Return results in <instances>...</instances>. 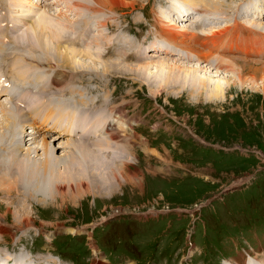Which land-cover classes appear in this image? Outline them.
Listing matches in <instances>:
<instances>
[{
  "label": "rangeland",
  "instance_id": "374dc122",
  "mask_svg": "<svg viewBox=\"0 0 264 264\" xmlns=\"http://www.w3.org/2000/svg\"><path fill=\"white\" fill-rule=\"evenodd\" d=\"M3 1L0 2V6L4 4L3 6L7 5L9 9L11 5L12 11L9 10L7 13L12 12L13 17L18 18L14 21L15 33H20L16 39L23 36L24 43L27 40L24 38L27 25L25 27L23 25V18L26 15V18L33 17L32 22L36 24L44 9L46 12L43 15L49 16L54 22L59 12L62 14L66 12L65 6H62L63 1ZM86 2L89 5H95L94 0H86ZM178 2L184 5L182 0ZM224 2H231L232 6L229 9L224 6L229 13H222L223 8H209V12L216 11L214 15L216 18H210L207 22L201 19L203 15L208 17V13L202 11L203 9L197 11L191 5L187 11L188 14L196 11L193 15L197 16L196 20L181 21L180 17L175 16L176 14L173 16L169 10L170 20H180V23L177 22L179 23L177 28L185 29L189 34H187L189 38L183 41L186 43L179 44L181 45L179 48H182L181 52H184L187 58L186 60L181 59L182 63L177 61L180 57L178 55L180 51L177 49V54L172 53L171 56L152 50L154 47L160 48L157 46V41L161 42L164 47L165 38L158 33L163 23L160 24L158 20L161 9L168 6L166 0H138L135 10L128 8L108 11L106 9L102 12L104 16L111 17L117 24H123L129 31L132 30L135 35H131L130 32L129 34L137 41H144L148 36V40L144 41L143 50L145 52L150 50L154 53L153 56L148 57L150 63L168 58L167 61L171 60L172 63H180L189 67L202 66V68H207V72L200 70L201 74L213 78V81L224 79L222 81L226 91L221 96L214 97L209 93L211 88L203 86L202 92L198 95L197 91L192 92V88L188 85L189 82H184L181 86L175 82L165 84L163 80L150 86L130 72H109L107 75L103 73V68L106 66L105 61L113 60L112 57L97 59L78 55L73 63L77 66L76 68L94 66V69L101 68V73L85 74V79H80L76 74L74 77L76 83L72 84L84 92L82 97L74 98L73 93H69L60 98L56 97L54 100L71 101L68 106H74L75 103L79 109L85 106L87 108L88 104L84 102V99L85 101L95 99L97 102L99 96L102 95L111 100V106L121 103L120 107L125 110L128 117L134 120L126 136H121L118 141L119 147L116 145V150L121 155H118L120 161L117 162L118 160L113 159L112 156H107L102 150L103 153L99 158L102 157L104 161L108 158L110 163L116 164V168L113 171L114 167H105L102 172L105 176L96 177L95 181L99 180L97 182L89 181L91 185L88 192L82 188L79 191H69L68 197L64 199L63 196L56 198L54 193L51 195V192H46L48 194L41 196L40 201L36 198L30 199L31 202L25 200L26 209L21 207L23 201L19 206L11 201L14 198H4L0 192V214L6 218V224H14V221H17L16 217L28 216L27 218L36 221L29 228L23 229L24 227L21 226L22 229H19L15 235L0 237V245L3 249L6 250L8 247L10 251L16 245V250L25 251L28 258L25 262L29 263L35 262L34 260L40 262L35 256L42 253L49 254L55 259L57 258L54 255L59 254L63 264L65 262L96 264L97 257L101 261L105 260L104 264H127V262L128 264H210L211 262L214 264L213 261L230 253L227 249L229 243L226 245L227 236H222L225 232L222 229H233L235 223L237 222L238 225L241 220L242 228L246 230L248 227L255 228L253 234L257 236V231L260 235L264 234V82L260 79L262 75L264 76V33L251 26L253 20L261 24L264 21V0H234V2L224 0ZM235 3L239 4L238 9L233 6ZM70 12L67 10L68 15L62 20L66 21L65 26L69 25L71 30L77 32L74 24L79 16ZM6 17L8 18L9 15ZM30 24H28L29 27ZM227 26H231L229 29L231 34H227L230 33L228 30L218 38L217 42L208 40L211 45L208 42L207 46L203 45L206 37L213 34L214 28L211 27L224 29ZM108 32L110 35L114 34L110 30ZM193 34L196 35L195 39H193ZM13 36V33L8 34V37L13 38ZM13 39L2 37L5 45L0 56V68L2 66L8 71L22 72L21 67H23L25 72H31L34 75L36 72L44 74V78L51 84L56 74L54 68H58L60 72L65 70L60 58L51 63L47 61L46 54H38V60L21 58V55H29L26 50L28 46L19 44L17 47L18 43L12 41ZM62 43L79 48L84 46V43L79 44L72 40L62 41ZM188 43L191 49L194 45V48L199 47L202 50L205 49V52L210 51L213 57L208 62L202 61L197 57V53L193 54L190 51ZM172 45L177 47L178 43H172ZM258 48L259 51H257ZM50 52L53 54L51 50ZM219 54L225 55L223 67L218 66L221 61ZM14 62L17 65L14 66ZM233 63L238 70L234 68ZM229 64L232 67L227 69L226 66ZM29 65L33 66L31 71L28 70ZM71 70L74 69L65 70L69 77L73 74ZM149 71L155 70L151 68ZM200 71H198L199 74ZM237 71H243L241 76L247 79V82L243 84L237 80ZM2 74V77H6V71H2ZM101 78L106 80L103 86L97 84L98 81H102ZM15 79L17 83L24 84L23 86H33L32 88L36 87L38 90L43 87L39 82L30 81L28 84L25 80ZM161 83L163 87L160 88ZM61 86V84L58 85V87ZM49 89L50 93L43 94V96L47 97L55 92L54 88ZM156 89L160 91L159 94ZM77 95L79 96L80 93ZM5 97L7 98V96L2 97L1 102L6 100V103H13L12 99H5ZM18 105L20 111H25L23 105ZM100 106L98 105L97 108L92 106V109L95 108L92 114L100 113L96 119H93L92 114L89 117L92 109L85 113V116L91 118L90 120L96 126L98 125L99 129L100 127L106 128L107 121H111L113 117L108 111H111V108L105 110ZM136 119L138 122L135 121ZM2 121L3 115L0 116V122ZM26 122L28 121L22 123L19 120L18 134L15 136L16 145L25 148L29 145L39 147L38 153L42 154L44 151L41 149L43 133L36 136L33 144L30 139L24 142V138L30 136H26L24 131H21L23 126L25 131L29 130L25 126L30 124ZM85 127L92 128L90 125ZM53 139L50 138V148H52L50 150L55 155L69 154L70 147H58L61 144L65 145L63 143L67 144L68 135H63L56 141ZM38 160L37 157L36 161ZM120 168L124 169L123 176ZM148 210L151 212H147ZM113 216L115 218L109 224L97 225L100 221L108 220V217ZM95 225H97L94 228L95 231H92V226ZM101 228H103V233H101ZM61 230H74V233H62ZM247 237L251 241L250 245H254L251 236ZM230 238L235 239V237H229L232 249L234 247ZM12 253L15 255L10 259L12 262L22 260L16 257L15 249ZM74 254L78 255L82 261L71 259V255L74 256ZM231 254H233L232 251ZM260 254L257 253L256 256L263 258V254ZM6 256L9 257V254L6 253ZM43 257L51 260L49 257ZM235 260L244 263L239 257ZM249 260L250 258L245 262L249 263ZM224 263H226L225 260ZM215 264H220V262Z\"/></svg>",
  "mask_w": 264,
  "mask_h": 264
},
{
  "label": "bare ground",
  "instance_id": "6f19581e",
  "mask_svg": "<svg viewBox=\"0 0 264 264\" xmlns=\"http://www.w3.org/2000/svg\"><path fill=\"white\" fill-rule=\"evenodd\" d=\"M55 1L57 2L63 1L64 4H62V6L64 5L66 8V12L64 14H62V12H59V14L55 16V22L49 16L43 15V13L46 12L45 9L44 12L41 13L36 24L34 23V21L32 22L33 17L26 18L27 15L25 13H22L23 15L24 14L26 15L25 18H23L24 21L23 25L24 27L27 25L26 26L27 31L24 33V38L27 39L25 43L23 41V36L16 39L17 36L20 35V33L17 34L15 33L16 29L14 28L16 24L14 23V21L17 20L18 18L13 17L14 14L12 15L11 14L12 12H10V14L7 13L9 10L12 11L11 5L9 6V9L7 8V5L3 6L4 4H2L0 6V56L4 51L3 46L5 45V43L2 42V37L5 36L8 39H13V38L16 39V40L13 39L12 41L18 43L16 45L17 47H19V44L23 46L25 44L28 46V49L26 50L28 51L29 55L28 56L21 55V58L23 59L28 58L30 60H38L39 57L38 54L41 53V54H46L47 56L46 59L48 62L53 63L55 62V59L60 58L62 61V65L65 67V70L67 68L74 69L71 70V72L73 73L72 77H69L68 74L65 73L66 72L65 70L60 72L58 68H54L56 74L52 79L53 84H51L48 83L47 80L44 78V74L36 72V74L34 75L31 74V72H25L23 70V67H21L22 72H17L13 70L8 71L7 69H5V67L2 66L0 68V77L2 75V71H6L8 77L5 85L3 84L0 85V114L1 116L3 115V121L0 122V189H2L0 190V192L3 194L4 198L7 199L14 198L11 201L19 206L23 201V205L21 204L22 205L21 207L25 209L27 207L26 205L27 202L25 200L30 201V199L36 198L37 201L38 200L40 201L41 196L48 194L46 192L49 193L51 192V195L54 193L56 198L63 196V199L66 196L68 197L69 191L70 192L79 191L82 188L84 189V191L88 192L90 190V185H91V184L89 185V181L97 182L99 180L95 181L96 177L102 178L103 176H105L102 173L105 167H112V168L114 167L113 171L116 168L115 167L116 164H114L113 162L110 163V160L108 158L106 159V161H104L102 157L99 158L103 153L102 150L105 151V154L107 156L109 157L112 156L113 159L115 158L116 160H118L117 162H119L120 157L118 155H120V152L116 150V145L120 140L121 136L125 135L127 130H129L132 127L133 124L132 121L134 119L132 120L131 117L127 116L126 112H124L125 110H123L122 107H120L121 103L119 105L111 106L112 104L111 100L106 99L104 95L99 96V100L97 102H95V99L86 100V101L84 99V102H86L88 106L87 108L85 106L82 109L77 108L75 103L74 106H68L69 105L68 103L71 101L64 102L65 100L64 101L54 100L56 97L60 98L61 96L68 95L69 93L70 94L73 93L72 96L74 98L82 97V93L84 92L75 88L74 85L72 84V83H76V81L74 80L76 74L80 79H85L84 76L85 74L93 75V73H97V74L101 73L100 72L101 68L94 69L93 68L94 66L93 67L87 66L86 68H83L85 66H80L81 69L76 68L77 66L73 63L78 55H83L91 58L96 57L97 59L112 57L114 58L113 60L105 61L106 66H104L103 68V73L107 75L109 72H113V73L130 72L135 74L134 76L138 77L140 80L144 81L145 83L147 82L148 83L147 85L150 86L154 85V83L156 84V82H160L161 80H163L164 81L163 83L165 84H168L170 82H175L181 86H183L182 83L189 82L188 85L192 88V92L197 91L198 95L199 93L202 92L201 89L203 86L210 87L211 89L209 90V93L211 96L214 97H219L222 94H224L226 91L225 84L222 81L223 78L213 81V78L201 74L200 70L204 71V73L207 72V68H202V66L189 67L188 65H184L180 63H175V62L172 63L170 62L171 60L167 61L168 58H164V59L160 58L161 60L159 61L156 59L157 60L156 62L150 63L148 57L149 55L153 56L154 53H151L150 50L149 52L148 51L145 52L143 50L144 41L148 40V36H146L144 41L140 40L139 42L136 39L132 38L131 35L129 34V32L132 33V30L129 31L127 28L124 27L123 24H117L112 20L111 17L104 16V13H102L105 12L106 9L108 11H116V10L118 11L119 9H128V8H132L133 10H135L138 4V0H94L95 5L92 4L89 5L86 2V0H55ZM166 1L168 3V6L163 7V9H161L160 17L158 20L160 24L163 23V25H160L161 30L158 33L165 38L164 41L165 44L163 43L164 45L163 47L161 42L157 41L156 42L157 46L160 48L154 47L152 50H154L155 52L166 54V56L167 55L171 56L172 53L177 54L176 52L177 49L180 51V54H178L180 57L177 60L179 62L183 61L184 59L185 60L187 59L185 57L186 55H184L185 53L181 52L182 48H179V46H181L179 44L183 45V43H186L183 41L189 37L187 36L188 32H186L185 29L179 30L177 28L178 27L177 25H179V23L184 20H189V19L196 20L197 17V16H193L196 11L195 12L192 11L191 13L188 14L187 9L190 7L189 5H191L193 9L197 11L203 9L202 11H206V13H208V17L205 15H203V17L200 16L202 17L201 20L204 22H207L210 18H216L214 17L216 11L209 12L208 11L209 8L224 9L225 6L229 9V7L232 6L230 4L231 2L226 3L224 2V0L223 1L222 0H182L185 6L181 5L178 2L179 0H166ZM0 2H4V1L2 0ZM55 4L58 5V3ZM233 6L238 9L239 4L235 3V5ZM227 8L224 9L225 12H223L224 11L223 9H222L223 11L221 12L228 14L229 12L227 11L229 10ZM26 9H28V7ZM67 10L69 12L71 11L70 12L71 14H75L79 16L74 24L77 32L71 30L70 29L71 27H69V25L65 26L66 21L63 22L64 20H62L65 19L64 17H67L68 15ZM169 10L173 14V16L174 14H176L175 16L180 17L181 21L170 20L171 13L169 12ZM185 14H187V16H185ZM219 14L221 15V13ZM6 15H9V17L7 18ZM120 19L123 20L122 18ZM170 21H174V22L171 23ZM175 22L176 23L179 22V23L176 24ZM20 23L21 22H19V24ZM29 23H31L30 27L28 26ZM234 23H236V21ZM251 24L253 28H255L256 30L259 29V32L261 31L262 33H264V21L261 24L253 20L251 21ZM230 27L227 26L224 29L211 27L212 29L214 28L213 34L206 37L205 39L206 41L205 43H203V45L207 46L208 40H211V42L212 41L217 42L218 38L221 37L226 31L228 32ZM108 29L114 32V34L110 35ZM229 31L230 33L226 32L228 35L231 34V30ZM9 33H13L14 35L13 38L8 37ZM195 36L196 35L193 34V39H195L194 38ZM17 40H19L20 42ZM70 40L79 44H81L80 42H82L84 43V46L79 48V47L71 46L69 44L62 43V41L68 42ZM76 40H79L80 42H77ZM201 41L203 42V40ZM195 42L198 43V41L196 40ZM172 43H176V44L178 43V46L176 47L175 45H172ZM187 46H189V49L190 51L193 52V54L197 53V57L204 62H208L210 58L213 57V55L209 53L210 51L205 52L204 51L205 49L202 50L199 47L194 48L193 47L194 45H192V49H191V45H189V43L187 44ZM150 48L151 47H149V49ZM50 50L53 52V54H51ZM259 50L260 49L258 48L257 51ZM31 53H33V55H31ZM146 53H148V55ZM220 54H219V58L221 59V61H220V65L218 66L223 67L224 65L223 58L225 57V55H220ZM257 54L259 53L257 52ZM4 56H10V55H4ZM131 60L137 63L133 64V62H130ZM56 62L58 63V61ZM229 62H231V60ZM13 64L14 66L17 65L16 62H14ZM236 65L234 64L235 67L234 66L233 67L238 70ZM231 67L232 66L230 64L226 66L227 69ZM151 68H154L155 71L150 72L149 69ZM32 69L33 66L29 65L28 70L31 71ZM198 71H200V74ZM243 71H237L236 75H237V80L241 81L244 84V82H247V79L242 78L241 74ZM15 78H17L20 81L25 80L26 82H28V84L30 83V81L39 82L41 85H43V87L40 88V90H38L36 87L32 88L33 86H28V87L27 85L23 86L24 84H20L19 82L17 83V80ZM101 79L102 81H98L97 84L103 86V83L104 82L106 83V80H104L103 78ZM260 79L262 80V82H264L263 75ZM59 84H61L62 86L58 87ZM210 85H212V87ZM161 87H163L162 83L160 85V88ZM49 88H54L55 92L53 94H49V96L47 97L43 96V94L50 93ZM76 91H78L77 93H80L79 96L77 95ZM38 92L40 93L39 95ZM85 92L87 93V91ZM156 92L159 94L160 91L156 89ZM3 94H6V96H8L7 98L5 97V99H9V98L12 99V102L14 104L6 103L5 102L6 100L1 102ZM90 101H92L91 104H89ZM17 104L23 105L25 107V111L23 112L20 111L17 107ZM93 105L96 106V108L98 105L99 106L101 105L102 107L101 106L100 107L104 108L105 110L106 108L107 110L108 108L109 109L111 108V111L110 110L108 111L109 114L113 117L111 118V121H107L108 123L106 128L100 127L101 129L100 130L98 128V125L96 126L93 123V121L90 120L91 118L89 119L90 115L95 109V108L92 109ZM27 108H29L28 111H26ZM88 111H91V113L89 114V117H86L85 113ZM80 113L82 115L79 116ZM92 115H93V119H96V117H98L100 113L95 112V114ZM19 120H21L22 123L28 121L26 123H29L31 127L38 128L36 129L35 134L29 136L30 138L27 137L24 138L25 139L24 142L27 141V139H30V141H33L31 144H33L35 143L36 136L37 135L39 136L43 133L44 136L42 135L43 142L41 149H43L44 151L42 152V154L38 153L39 147L35 148L29 145L30 147L28 146V148H25L24 146L16 145L17 140L15 136L18 134V128L20 126ZM135 121L138 122L137 119ZM88 125H90L92 128L90 129L88 127L87 128L85 127ZM31 132L33 133L34 130H32ZM63 135H68L69 140L66 141L67 144L63 143L65 145L61 144V146L59 145L58 147H68V148L70 147L69 149L70 151L68 152L69 154L55 155L50 150L52 149L50 148L51 145L50 138L52 137L54 138L53 140L56 141L59 140ZM78 139L82 141L81 142L77 141ZM33 154L35 155L32 156ZM39 155L41 157H39ZM36 156L39 159L38 161H36L37 160ZM62 168L63 170H61ZM119 170L121 175L123 176V174H125L124 169L120 168ZM113 176L115 177V175ZM116 178H118V176ZM93 186L95 187V185ZM27 217H16L17 221H14V224L13 223L6 224L7 221L6 218L4 217V215L0 214V237L5 238L7 237V235H15L19 231V229H22L21 226H23L24 227L23 229H25L27 227L29 228L31 224L36 223L35 220ZM75 231H77V229H75ZM61 232L74 233V230H65V231L61 230ZM54 235H56V233ZM18 240L19 242L21 241L20 236ZM6 248L7 249L5 250L0 245V264H7V262L11 261L10 259L15 257V255L12 253L14 249L15 251H17L16 257L22 259L19 261H14V264L17 262L29 263V262H25V260L27 261L28 259L25 251L19 252L18 250H16L17 249L16 245L14 248H11L10 251H8V247ZM6 253L9 254V257L6 256ZM43 256L49 257L51 260ZM35 257H37V259L40 260V262L36 260H34L35 262L31 261L32 263L35 264H42V263L59 264L58 262L61 263L60 258L58 259L56 255L55 257L58 260L50 257L49 254L44 255L42 253L40 255H36ZM97 258H98V262L96 264H104L105 260L102 259L101 261L99 260L100 259L99 257ZM250 260L249 263H246L244 261V264H253L252 262H250ZM224 264H233V263H224ZM234 264H242V262L236 261ZM261 264H264V260L261 261Z\"/></svg>",
  "mask_w": 264,
  "mask_h": 264
}]
</instances>
